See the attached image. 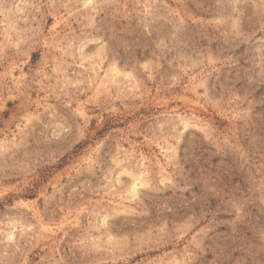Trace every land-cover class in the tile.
I'll list each match as a JSON object with an SVG mask.
<instances>
[{"label":"rangeland","instance_id":"1","mask_svg":"<svg viewBox=\"0 0 264 264\" xmlns=\"http://www.w3.org/2000/svg\"><path fill=\"white\" fill-rule=\"evenodd\" d=\"M0 264H264V0H0Z\"/></svg>","mask_w":264,"mask_h":264}]
</instances>
